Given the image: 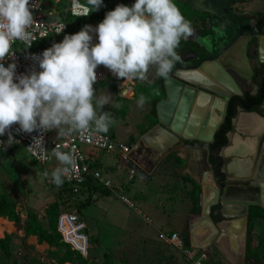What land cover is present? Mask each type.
<instances>
[{
	"label": "rangeland",
	"instance_id": "1",
	"mask_svg": "<svg viewBox=\"0 0 264 264\" xmlns=\"http://www.w3.org/2000/svg\"><path fill=\"white\" fill-rule=\"evenodd\" d=\"M83 1L86 3V0ZM196 1L200 2V0ZM134 3L135 0H102V5L91 12L86 22L87 24L98 25L103 21L106 13L114 10L117 5L131 7ZM174 3L185 19L190 21L192 28L196 30H199L200 25H204L208 19L204 13L192 11L189 8V0H174ZM67 4V1H62L51 3V6L70 25L83 24L84 21L69 14L66 10ZM255 5V8L252 9L256 14L252 13L249 17L253 19V24L256 25L259 32L252 51L260 61V39L264 37V0H258ZM195 29L194 31L197 32ZM239 31L235 29L234 33H239ZM244 32L246 33V31ZM236 34L234 37L237 36ZM244 36L247 37L246 40L248 41L251 35L245 34ZM236 48L237 45L229 51L224 60L234 62L246 72L247 67H241L233 56ZM176 51L180 57H187L191 60L197 58L194 65L200 66L196 69L209 63L207 59L199 58L192 36L186 40L181 39ZM211 60L215 59L211 58ZM249 61L253 72V61L251 59ZM196 69H183L175 73L181 74L180 76L193 75ZM226 70L232 73V77L242 92L245 90L255 91L256 87L251 82L250 77L243 76L231 68H226ZM217 73H219L218 68ZM201 76L212 79L207 74ZM156 77L155 69L152 68L149 70L148 79L142 82L134 80L131 84L123 78H117L112 79L114 82H100L97 84L98 87H94L97 98L103 95L110 97L108 104L103 107L102 111L110 112L116 123L109 128L108 132L134 146L131 157H118L117 160L109 158L106 164L100 165L104 169L103 176L109 178L111 182L110 186L107 187L109 193L104 194L102 192L103 186L99 181L95 184V188L83 187L77 194L73 195L68 194L64 189L66 187L65 182L61 187H56L50 182L52 170L60 166L55 157L48 164L41 165L32 160L22 147L16 145H11L12 152L8 157L0 156V192L13 201L18 209L35 212L44 226L48 220L45 209L52 202L58 203L59 211L76 210L79 212L78 209L82 204H90L86 208L85 216L79 212L86 223L85 231L89 238L90 253L84 261L73 252L71 255L74 264H188L180 249L160 240L158 233L176 231L183 242L189 241V245H191L190 225L202 213V178L205 172L211 171L210 164L206 159L208 148L198 142H190L197 138H183L176 133L171 127L172 125L162 124L169 132L178 135V139L174 144L168 146L158 161L155 160V154L158 152L148 147L144 143L143 137L151 129L149 126L154 122L153 117L149 114L150 102L153 98L162 95L161 89L153 84ZM113 83L114 85L128 84V86L138 83L148 87L150 93L147 96L142 94L146 98V103L143 107L137 106V100L141 93H138L126 104L116 102L115 99L113 100L114 94L124 97H131L132 95L128 96V93H122L118 87L114 88ZM112 93L114 94L112 95ZM206 94H209L210 97L218 96V93L213 92H206ZM114 105H119V107H114ZM262 107L264 109V101ZM249 113L254 114L239 110L234 117V139L239 140L241 144L239 147L241 152L239 155L234 154V162L246 164L241 175L234 172V182L236 183H248L252 179L264 180V125L257 132L250 133L238 123L241 115L250 117ZM258 116L264 119L263 116ZM222 117L221 113L220 118L222 119ZM157 124L158 119L152 128ZM197 141L201 140L197 139ZM246 143H250L248 147L245 145ZM159 150L162 151L160 148ZM216 152L218 164L220 167L224 165L223 167L226 169V165L233 161V157L225 158L223 156L224 159L219 155V150ZM221 154L223 155L222 152ZM45 171L49 173V177L44 176ZM226 177L227 175L223 173L225 181ZM218 186L220 185L218 184ZM94 194H96V199L93 200ZM121 196L127 197L132 206L124 203ZM219 208L220 206L214 210V213L219 216L217 221H214L215 223L220 222ZM247 221L248 214L244 217L243 252L241 256L246 260V253L248 254L249 261H245V264H264V211L259 209L253 211L249 234L247 233ZM9 222L0 221V227L4 228L0 237L5 234L11 236L9 240L10 254L6 255L0 250V262L2 264H70V262H59V257L64 251L69 253L67 248L60 250L45 242L38 243L36 236H24L22 230H17L13 222ZM219 243H225L228 246L224 244L221 246L231 250L229 243L223 242V240H219ZM210 245L200 248V251L207 256V264H229L222 256L216 260L217 255L212 252ZM240 259L235 264H240L242 261H239Z\"/></svg>",
	"mask_w": 264,
	"mask_h": 264
},
{
	"label": "clouds",
	"instance_id": "2",
	"mask_svg": "<svg viewBox=\"0 0 264 264\" xmlns=\"http://www.w3.org/2000/svg\"><path fill=\"white\" fill-rule=\"evenodd\" d=\"M101 5L102 0H86L85 4L72 0L76 17H86ZM34 23L29 0H0V61L13 56L14 41L32 45L33 32L29 29ZM64 26L58 27L56 33ZM91 33L96 34L95 44ZM193 35L190 21L174 0H135L131 7L117 5L95 28L85 25L79 32L65 35L62 42L54 43L39 57L33 56L39 72L17 76L15 63L7 67L0 63V136L8 133L7 141L0 143H18L9 131L13 125L24 133L55 129L57 138L73 133L82 138L107 133L116 120L110 112L102 111L109 95L96 97L95 69L103 65L117 78L144 81L154 68L157 76L167 78L181 60L176 51L181 39ZM145 103L146 98L140 96L137 106ZM42 144L41 135L28 147L31 150L35 146L34 154L41 162L48 159ZM74 153L75 149H53L60 165L50 174V182L56 187L72 178L77 167ZM44 176L49 177V173L45 171Z\"/></svg>",
	"mask_w": 264,
	"mask_h": 264
},
{
	"label": "built area",
	"instance_id": "3",
	"mask_svg": "<svg viewBox=\"0 0 264 264\" xmlns=\"http://www.w3.org/2000/svg\"><path fill=\"white\" fill-rule=\"evenodd\" d=\"M67 1L66 10L69 14L74 15L72 0H29L30 11L33 14L34 24L29 29L33 32V41L30 47L22 41H14L12 44L13 56L6 58L3 63L5 67L10 63H15V73L19 75H27L31 71L39 72V64L32 59L33 56L39 57L42 52L50 48L54 43L62 42L65 35H72L69 25L51 6V3H60ZM81 4H85L80 0ZM32 5H36L32 7ZM61 25H65L63 31L56 33V30ZM93 28L97 25L89 23ZM92 43H97L95 33ZM27 47V48H26ZM97 80L96 82L105 81L108 79H117V77L103 65L95 69ZM19 126L13 125L9 131L18 143L12 145L22 147L28 156L35 162L46 165L54 159L53 149L58 146V150L62 152H69L75 149V159L77 167L72 171V178L65 179L72 192L78 193L79 189L84 184L86 177L89 175L92 178L101 182L104 186L109 187L110 180L103 177L100 169L94 166V159L96 152H103L106 154H117L121 158H128L130 153L134 151V146L131 143L115 138L109 133L92 135L91 137L82 138L78 133H73L70 137L57 138L55 129L41 133L39 130L32 133H24L18 131ZM43 136L42 147L48 151V159L41 162L34 154V149H28L34 143V138ZM8 133L0 136V142H6ZM5 145L0 143V149ZM121 200L132 206V203L125 196H121ZM57 231L61 234L62 239L69 244L73 250L78 252L83 257H88L90 253L89 238L85 231L86 223L82 216L76 210H62L57 216L56 223ZM160 240L165 243L177 247L184 254L188 264H207V256L200 251V247L192 245L185 246L181 236L176 231L158 233Z\"/></svg>",
	"mask_w": 264,
	"mask_h": 264
},
{
	"label": "trees",
	"instance_id": "4",
	"mask_svg": "<svg viewBox=\"0 0 264 264\" xmlns=\"http://www.w3.org/2000/svg\"><path fill=\"white\" fill-rule=\"evenodd\" d=\"M239 1H243V0H239ZM189 8L192 11L200 12V11L193 9L190 3H189ZM226 9H227L226 11L227 16H230V18L235 23L241 26V30H240L241 32L254 31V34L248 40L247 47H246V54H247L248 59H251L254 64L253 74L251 76V82L255 85L256 88H255V91L245 90L242 92V94H232L228 98L224 118L222 122L219 124L218 128L216 129L211 142H204V141H197V140L190 141V142H198L208 147V150H209L208 151V162L210 164V168L213 170L216 182L221 187L225 186L226 181L223 179V173L221 172V167L218 164L219 161H218L216 151L219 148L226 146L228 144L227 133L231 131L233 128V124H232L233 118L237 115L239 110L243 112H254L264 117V109L262 107V104L264 101V62L258 61L256 54H254L252 51V47L256 43L257 34L259 30L258 28L253 27L254 24L248 15H234L233 16L231 15L229 6H226ZM90 15L91 13L86 17L84 16L78 17L79 19H81V21H84V23L81 25H75V24L70 25L67 22L69 25L70 31L75 34L79 32L85 25H88L86 20L89 19ZM200 57L202 58L203 56L199 55V58ZM196 60L197 58L190 62H187L185 60H180L174 64L173 69L177 66L194 65L196 63ZM163 79L164 78L157 76L154 82V85L155 86L157 85L161 89V91L163 89ZM100 82H103V81H100ZM100 82H95L93 87H96L97 84ZM111 82H114V81H111ZM115 86L116 84L114 85L113 83L114 88ZM135 89H136V92L137 91L144 92V91H147L146 89H148V87L141 86L140 84L137 83ZM149 93H145L146 96ZM163 96L164 94L158 96L157 98H153L150 102L149 114L151 117H153L154 122L153 124L149 126V128L154 126L157 123L155 105H156L157 100L163 99ZM115 100L116 102H124L125 104L129 101L127 98L119 96V95L116 96ZM109 134L114 136L112 133H109ZM185 142H189V141H185ZM11 147L12 146L10 145V146H4L3 148H1L0 156L8 157L12 152ZM97 181L98 180L88 175L81 188L89 187V186L95 188V184L97 183ZM64 182L66 183V187L64 189L67 191L68 194H71V195L77 194V193L72 192L71 187L69 186L66 180H64ZM102 186H103L102 192L104 194L110 192L106 186H104L103 184ZM85 205L86 204H82L79 207L78 209L79 212L81 208L84 207ZM218 207H219L218 204L213 205L211 207L210 217L212 218L213 221H217L219 217L217 214L214 213V210ZM257 209L264 211V209H262L258 205L249 206L248 221H247V233L248 234L251 231V218L253 217V211ZM61 211L62 210L60 211L58 210L57 202L50 203L45 209V213H46L48 220H47L46 226H44L43 223L38 219V216L35 212L31 210L24 211V210L18 209L17 205L13 201L9 200L8 197L4 193L0 192V216H1L0 219H2L3 217V218L8 219L9 221H12L17 230L23 231L24 236H28V235L36 236L38 243L45 242L49 246L56 247L57 249H60V250L63 248L65 249L67 248L69 253H67V251H64L62 253V256L59 257L60 263L70 262V264H74V259L72 258V255H71L73 252L76 253L82 260L85 261V259L88 257H83L78 252L73 250L72 247L62 239L61 234L57 231V228H56L57 216ZM10 237L11 236L9 234H5L3 237H0V250H2L6 255H9L11 252L10 246H9ZM183 243L185 246H189V241H186ZM247 250H248V245H247ZM248 258L249 256L246 253L245 261H249ZM0 264L2 263L0 262Z\"/></svg>",
	"mask_w": 264,
	"mask_h": 264
},
{
	"label": "bare ground",
	"instance_id": "5",
	"mask_svg": "<svg viewBox=\"0 0 264 264\" xmlns=\"http://www.w3.org/2000/svg\"><path fill=\"white\" fill-rule=\"evenodd\" d=\"M246 39H247L246 36H242V37L238 38V40L235 41L231 45L229 50L225 54L222 55V58H220V62L227 63V64H233L235 67L241 69L238 65L234 64V62H228L227 60H224V57L229 53V51L234 46L237 45V48L234 50L233 56L235 57V59L237 60V62L239 63V65L241 67H245V68L247 67L246 72H248V65L245 62L244 57H243ZM262 39H264V38H262ZM261 55H262V52H261ZM207 72L209 74L216 75V77H215L216 79L212 78V81H214L215 83H217L218 85H220L221 87H223L225 89H228V90L231 89L233 91L234 88L228 82V80H226V78L224 76L222 79L218 76L216 63L209 62V63L204 64L199 69L197 68L194 71L193 75H196L195 77L197 79H200V78L210 79L208 77H204V76L202 77L201 76L202 74L208 75ZM180 75L177 73H174V74H172V76L168 77L165 80V88L170 95V100H168L167 102H163V103L161 102L158 105L159 115L163 121L167 120L169 118L168 117L169 113L172 110H174V102H173L172 98H173L174 94L176 93V90L178 87V85L176 83L177 82L176 78L177 77L180 78L181 77ZM175 76H177V77H175ZM208 76H210V75H208ZM194 95L195 94L193 92H190V94L185 93V96H184L185 99L179 103L180 106H178L176 114H180L181 116L184 115L185 120H184V124L181 125L182 127L178 130V135L180 134L179 136H184V135H190V133H194V136L196 138H204V139L207 138L208 139V138H210L213 131L215 130V128L217 127L218 123L221 120L220 114L221 113H222V115L224 114L226 97L219 94V93H218V96L210 97L209 94H206V92H203L199 96H198V94H196L195 98H194ZM207 109H208V112H206ZM186 122H189V124L186 125ZM169 124H171V123H169ZM172 139L173 138L170 135L163 133L157 129L156 133L153 136L145 138V143L147 145L153 146L155 148L158 147V148L163 150L165 148V146L172 143ZM202 181H203L202 210H203V214L207 215L210 204L212 202H214V200H215V188L216 187L214 186L210 172L204 174ZM263 205H264V202H263ZM0 221L10 223L5 219L0 220ZM241 222H243V224H244L243 218L235 220L234 225L232 227L238 228L239 225L241 224ZM227 227H228V225H227ZM3 230H4V228L0 227V233L3 232ZM191 231H192L191 240H192L194 247H202L203 248V247L210 245L214 241V239H212V236H214L215 228L211 224V222L209 221L208 218L198 220L195 223V225ZM242 231L244 234V230H242ZM216 237H218L217 238L218 245L225 250V253L227 255L225 257V259L228 263L233 264V262H234V264H235L238 259L241 258L239 261L242 260V257H241V254H242L241 251L243 252V248H242L243 239H242V237L239 238V236H238V239H236L235 241H234L233 236H232V240H231V238H229V236H224V235L223 236H216ZM239 239H242V241ZM219 240H223V242L229 243L231 245L230 246L231 250H227L226 247L224 248L223 246H221V244H224V245H226V244L225 243H219ZM226 246H228V245H226ZM240 264H243L242 261L240 262Z\"/></svg>",
	"mask_w": 264,
	"mask_h": 264
},
{
	"label": "water",
	"instance_id": "6",
	"mask_svg": "<svg viewBox=\"0 0 264 264\" xmlns=\"http://www.w3.org/2000/svg\"><path fill=\"white\" fill-rule=\"evenodd\" d=\"M210 1H213L215 4L224 6L225 11H227V9H226L227 4L233 0H210ZM189 3L193 9H196L198 11H209L211 13H214L213 9L204 7L203 5H201L196 0H189ZM237 39H235L234 42ZM234 42H232L230 45H228L219 55L213 57L215 60L207 59L208 60L207 62H210V61L216 62V67L219 69L218 76L221 79L224 76L226 78V80H228V82L234 88L233 91L231 89L228 90V89L221 87L220 85H218L217 83L212 81V79H205V78L197 79L195 77L196 75H191V74L183 75L180 78L175 76V77H177L176 83H177L178 87H177L176 93L174 94L172 99H173V101H175L176 107H174V110H173L174 112H173L172 118L170 117V119L173 122L172 127L174 129L178 130V128L180 129L182 127L181 125L184 124V120H185L184 115L181 116L180 114H176V112H177L178 106H180L179 103L185 99V97H184L185 93L190 94V92H193L195 94L194 98L196 97V94H198V96H199L203 92L219 93V94L226 97L225 111H226L228 98L232 94H242L241 89L239 88V86L235 82L232 75H230V73L226 70V68H231V69L235 70L236 72L240 73L241 75L251 78L253 72L251 70L250 62H249V59H248L247 54H246V47H247L248 41L246 40V42H245V47H244L245 50L243 53L244 60L248 65V72L242 71L241 69L235 67L233 64H227V63L220 62V58H222V55L225 54L229 50V48L231 47V45ZM259 60L261 62H264V57H262V55H260ZM198 66H200V65L196 64V65H190V66L189 65L179 66V67H177L178 69H176V68L172 69L169 76L174 74L178 70H183V69L184 70H187V69L191 70V69H196V67H198ZM208 75H210L211 78L216 77V75H213V74L208 73ZM166 79L167 78H165L164 81ZM167 99H170L169 94H168ZM225 111H224V114H225ZM224 114H223L222 120L224 118ZM222 120L218 123L217 127L213 131L210 138H208V139L207 138H205V139L204 138H197V139H199L201 141H205V142H211L213 139L214 133H215L216 129L218 128L219 124L222 122ZM181 121L183 123H181ZM162 124L166 125V124H168V121H166V120L162 121L161 120L160 123L156 125V129L160 130L163 133L170 135L173 138L172 143L176 142L178 139V135H175V134H172L171 132H169L167 129H165L162 126ZM187 124H189V122H186V125ZM181 137H183V138H196L194 136V133H190V135H184ZM210 174L212 176V181L214 183V186L216 187L215 188V200H214V202H212L210 204L207 215H204L203 210H202V213L198 217V219H196L190 225V238H191V233H192L191 230L194 227L195 223L198 220L208 218L209 221L211 222V224L215 228L214 236H212V239H214V241L211 243L210 248H211L212 252H214L217 255L216 258L219 259L222 256V250L220 249V247L218 245V241H217L218 237H216V236H223V235L228 236L229 235L228 230L233 229L232 226L234 225V221L238 220L240 218L244 219V217L248 214V210H249L250 205H260L261 207L264 208V205H263V202H264V180L252 179L248 183H226L225 186L220 187V186H218V183L216 182V179H215L212 171H210ZM202 198H203V187H202ZM216 204H219V206H220V208H219L220 215L225 218L224 219L225 221L221 222V224H220V222L215 223L212 220V218L210 217L211 207L213 205H216ZM227 225H228V227H227ZM190 242H191V245L193 246L192 240ZM200 248H202V247H200ZM242 248H243V245H242ZM242 261H243V264H245V260L243 257H242Z\"/></svg>",
	"mask_w": 264,
	"mask_h": 264
},
{
	"label": "crops",
	"instance_id": "7",
	"mask_svg": "<svg viewBox=\"0 0 264 264\" xmlns=\"http://www.w3.org/2000/svg\"><path fill=\"white\" fill-rule=\"evenodd\" d=\"M257 1L258 0H243V1L233 0V1H231L229 3L230 4L229 5V8H230V11H231V15H233V16L234 15H248V16H251L252 13L253 14H256L253 9L255 8V6H256L255 4H256ZM207 6L210 7V9H213L215 12L214 13H211L209 11H200V13L202 12L206 16H208V19H206L204 25L202 24L203 26L200 25L199 30H196L195 28H193L197 32L194 31L195 32V35L192 36V38L194 40V47L197 50V54H198V56L199 55H202L203 56L202 59H211V58L219 55L228 45H230L232 42H234V40L237 39L239 36L242 37L245 34H250L252 36L254 34V31L246 32V33L245 32L243 33L241 31H239V33L236 32L237 34L234 33V30L235 29L241 30V26L238 25L237 23H235L230 18V16H227L226 11H223L221 8H216V7H213V6H210V5H207ZM234 9H237V10L235 11ZM250 19H251V17H250ZM251 21L254 22L253 19H251ZM253 27H256V25L254 24ZM235 34L237 36L234 37ZM262 38H264V37H262ZM262 38L260 39V50L262 52V56L264 57V39H262ZM181 60H185L187 62L192 61L190 58H187V57H181ZM193 60H195V59H193ZM177 67H179V66H177ZM177 67H175V68L178 69ZM164 79H163V88L164 89H162V94H164L163 99L157 100L156 105H155L156 117L158 119V124L162 120L160 118V115H159L158 105H159V103H161V102H163L165 100H170V99H167L169 93L166 91V88L164 86L165 85ZM155 80H154V82H155ZM105 81H109L110 82V81H114V80L108 79V80H105ZM127 81H129L131 84L134 82V80H127ZM154 82H153V84H154ZM150 83H152V81H150ZM135 84H137V83H134L133 86H131V85L128 86V84H124L125 86L124 85H121V84H116L115 87H118L122 93H125V94L128 93L127 94L128 96L129 95H132L131 97H125L128 100L134 98V96L138 95V93H141V96H142V94L144 96H146L145 93H149L148 89H146L147 91H144V92L143 91H141V92H138L137 91L136 92ZM96 87H98V86H96ZM113 92H114V90H113ZM113 94L114 93H112V95ZM116 96H117L116 94L113 95V100L116 99ZM122 97H124V96H122ZM173 102H174V107H176L175 106V101H173ZM252 113H254V112H252ZM249 114L248 115L250 117H247L245 115H241L239 117L240 119H238V123H239L240 126L245 127V129L248 132L255 133V132L258 131L259 128H261L264 125V119L260 118L255 113L254 114L249 113ZM172 115H173V110L169 113V115H168L169 118L166 120V121H168V125L173 124L172 120L170 119V117L172 118ZM169 123H171V124H169ZM181 123H183V122L181 121ZM232 124H233L232 130L227 133V137H228V142L229 143L226 146H223V147H221V148L218 149L220 151V153H219L220 156H222V157L224 156L225 158H227V157H233L232 158L233 161L230 162L228 165H226V169L223 167L224 165L221 167V172H223L224 174L227 175V177H226L227 183H236V182H234V172H236L237 175H241L244 172L245 168H246L245 167L246 166L245 163H243V162H234V154H238L239 155V152H241V148H239L241 146V144L239 143V140L234 139V118L232 120ZM163 125H165V124H163ZM150 128L151 129L148 130V132L144 134V137H143L144 143H145V138H148L150 136H153L156 133V130H157L156 129V126L154 128H152V127H150ZM174 130L178 134L179 128H178V130H176V129H174ZM145 132H146V130H145ZM115 138H117V137H115ZM120 140H122V139H120ZM193 140H195V139H193ZM123 141H125V140H123ZM174 143L175 142H173L171 144H174ZM171 144L167 145L165 147V149L162 150V151H160L159 148H154V147H152L150 145H147V144L146 145L148 147H151V148L155 149L158 152V153L155 154V158H156L155 160L158 161L160 159L159 157L162 156V154L164 153V151ZM249 144L250 143H246L245 145L248 147ZM242 150H244V149H242ZM221 152L223 153V155L221 154ZM244 152H245V150H244ZM131 154H132V152L130 153L129 157H131ZM118 157L121 158L117 154H106V153H103V152H96L95 159H94L95 160L94 161V166L97 167L98 169H100V171L102 172V175H104L103 174L104 173L103 172L104 169H102L100 167V165L102 163H105L106 164V162L109 161V158H115L117 160ZM206 159L208 160V154L206 156ZM239 161H241V160H239ZM229 165H231V166H229ZM211 171L213 172L212 169H211ZM205 173H208V171L205 172ZM213 175H214V173H213ZM106 179L110 180L109 178H106ZM95 196H96V194H94L93 200L96 199ZM89 205L90 204H86L80 210V212H82L84 214V216H85L86 208ZM4 219L5 218H2L0 220H4ZM224 219H225L224 217L220 216V224H221V222H224L225 221ZM5 220H7V219H5ZM240 225H239L238 228L234 227L233 229H229L228 230V232H229L228 233L229 234L228 236H229V238H231V240H232V236L234 237V241L236 239H238V236H239V238L242 237V239H243V231H242L243 230V227H244L243 222H241ZM242 239H239V240L242 241ZM220 249L222 250V257L225 258V250L222 247H220ZM241 253H242V251H241ZM241 257H243V256H241ZM216 260H218V259L216 258ZM242 263H243V261H242ZM229 264H231V263H229Z\"/></svg>",
	"mask_w": 264,
	"mask_h": 264
},
{
	"label": "flooded vegetation",
	"instance_id": "8",
	"mask_svg": "<svg viewBox=\"0 0 264 264\" xmlns=\"http://www.w3.org/2000/svg\"><path fill=\"white\" fill-rule=\"evenodd\" d=\"M199 2V1H198ZM201 5H203L204 7L206 8H210L208 7L207 5H210V6H213V7H216V8H221L223 11H225V7L224 6H221V5H218V4H215L213 1H210V0H200L199 2ZM230 4L228 3L227 6H229ZM215 12V11H214ZM230 75H232V73L230 72ZM233 76V75H232ZM234 78V77H233ZM231 166V165H229Z\"/></svg>",
	"mask_w": 264,
	"mask_h": 264
}]
</instances>
